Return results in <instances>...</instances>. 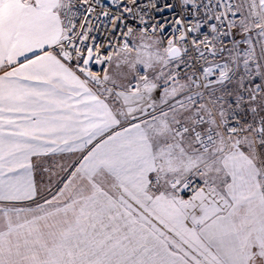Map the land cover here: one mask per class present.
Listing matches in <instances>:
<instances>
[{
  "label": "snow or ice",
  "instance_id": "obj_1",
  "mask_svg": "<svg viewBox=\"0 0 264 264\" xmlns=\"http://www.w3.org/2000/svg\"><path fill=\"white\" fill-rule=\"evenodd\" d=\"M0 264H264V0H0Z\"/></svg>",
  "mask_w": 264,
  "mask_h": 264
}]
</instances>
